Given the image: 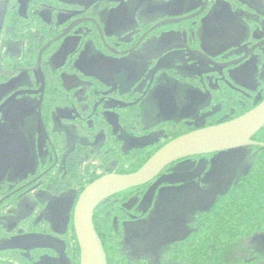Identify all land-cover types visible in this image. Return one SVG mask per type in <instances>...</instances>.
Here are the masks:
<instances>
[{
	"label": "flooded vegetation",
	"instance_id": "af4514ba",
	"mask_svg": "<svg viewBox=\"0 0 264 264\" xmlns=\"http://www.w3.org/2000/svg\"><path fill=\"white\" fill-rule=\"evenodd\" d=\"M263 101L264 0H0V264H81L85 189ZM251 140L105 199L108 264L172 261L199 216L263 174L264 128Z\"/></svg>",
	"mask_w": 264,
	"mask_h": 264
},
{
	"label": "water",
	"instance_id": "95a60500",
	"mask_svg": "<svg viewBox=\"0 0 264 264\" xmlns=\"http://www.w3.org/2000/svg\"><path fill=\"white\" fill-rule=\"evenodd\" d=\"M263 128L264 101L235 120L175 139L135 173L108 175L92 183L80 196L75 213L76 231L81 247V264H108L103 242L94 223L95 210L105 199L118 192L151 182L167 166L178 160L254 144L252 137ZM185 176L193 178L192 175L183 174V177ZM171 236H176V229L170 233L162 231L160 235L153 236L143 243L142 248H156Z\"/></svg>",
	"mask_w": 264,
	"mask_h": 264
},
{
	"label": "trees",
	"instance_id": "16d2710c",
	"mask_svg": "<svg viewBox=\"0 0 264 264\" xmlns=\"http://www.w3.org/2000/svg\"><path fill=\"white\" fill-rule=\"evenodd\" d=\"M241 187L223 200L222 209L216 202L197 219L189 244L171 257L175 264H264V252H255L243 243L264 232V172ZM241 249L243 255L252 253L249 259L238 261L233 255L226 259V251L238 253Z\"/></svg>",
	"mask_w": 264,
	"mask_h": 264
},
{
	"label": "rangeland",
	"instance_id": "374dc122",
	"mask_svg": "<svg viewBox=\"0 0 264 264\" xmlns=\"http://www.w3.org/2000/svg\"><path fill=\"white\" fill-rule=\"evenodd\" d=\"M252 3L253 5H255L256 3L255 2H250ZM257 5V4H256ZM239 17H243V16H246L247 19H250L252 20L251 18V15H247L245 13H238ZM34 198V197H33ZM209 210V209H206V211ZM199 212V211H198ZM200 217V216H199ZM246 245H248L247 247H251V249H255L254 251L255 252H261L263 253L264 252V232L262 233H259L257 234L256 237H253L251 239H245L243 240ZM246 241V242H245ZM239 248V247H237ZM129 251L130 252V256L129 258L131 259H135L136 257H138L139 255L135 254L134 250L131 248L129 249H124V251ZM227 252V256L225 255L226 259H231L229 256H232L233 255V258H237L238 261H242L243 259H246L248 258L249 259V256L252 255V253H250L248 256L246 255H243L242 253L245 252L243 249H241L240 251H236V253H234L233 251L229 252V251H226ZM167 253V251H166ZM239 255V256H238ZM166 254L164 251H160L159 254L157 255H154V254H149L148 258L145 259V261H147V264H175L174 261H167L166 263L163 261V259L165 258ZM229 257V258H228ZM178 264V263H176Z\"/></svg>",
	"mask_w": 264,
	"mask_h": 264
}]
</instances>
